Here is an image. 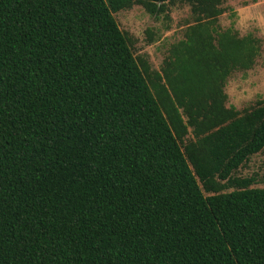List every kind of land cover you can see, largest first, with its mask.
<instances>
[{
    "label": "trees",
    "instance_id": "obj_1",
    "mask_svg": "<svg viewBox=\"0 0 264 264\" xmlns=\"http://www.w3.org/2000/svg\"><path fill=\"white\" fill-rule=\"evenodd\" d=\"M222 3L0 0V264H264V187L235 175L264 97L225 92L261 41ZM178 4L192 22L154 69L114 13Z\"/></svg>",
    "mask_w": 264,
    "mask_h": 264
},
{
    "label": "rangeland",
    "instance_id": "obj_2",
    "mask_svg": "<svg viewBox=\"0 0 264 264\" xmlns=\"http://www.w3.org/2000/svg\"><path fill=\"white\" fill-rule=\"evenodd\" d=\"M224 12L219 16L220 28H235L240 35L252 33L261 41V49L254 65L229 76L225 92L227 105L242 110L264 97V0H223ZM119 27L134 40L135 55L147 58L152 68L159 70L172 43L183 37L187 24L192 22L186 4L171 6L167 16H152L140 5L114 13ZM264 149L252 155L236 171L240 177L254 176L252 186L264 187ZM228 188L227 190H231Z\"/></svg>",
    "mask_w": 264,
    "mask_h": 264
}]
</instances>
